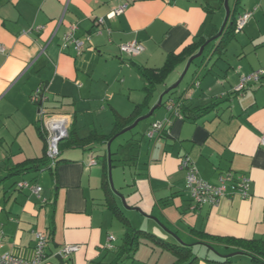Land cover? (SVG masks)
Wrapping results in <instances>:
<instances>
[{"label":"crops","instance_id":"crops-1","mask_svg":"<svg viewBox=\"0 0 264 264\" xmlns=\"http://www.w3.org/2000/svg\"><path fill=\"white\" fill-rule=\"evenodd\" d=\"M122 2H0L1 254L32 257L36 233L42 232L48 237L44 264H115L127 230L122 217L134 228L172 245L193 244L192 252L198 257L195 264H213L210 261L222 257L215 249L199 244L193 230L264 239V146L260 144L264 76L258 83L236 89L243 77L264 67V0H239L240 14L253 12L243 31L223 43L215 42L216 46L210 44L206 58L192 64L191 81L173 95L184 100L186 112L174 116L165 130L151 139L146 132L152 122L170 114L164 105L143 127L135 130L142 121L135 127L130 138L134 145L124 148L119 144L116 158L128 159L133 155L129 151L137 155L131 160L136 166L132 181L117 190L124 200L111 185L104 186L107 145H93L92 150L67 149L54 169L11 174L15 165L45 155L46 142L38 131L43 114L55 113L47 117L50 120L64 118L55 123L69 119L70 126L75 120L82 138L92 131L112 132L115 113L128 117L145 101L147 82L138 67H162L170 53H180L201 37L208 40L217 35L226 18L225 0H135L124 13L110 16ZM99 19L104 22L98 23ZM72 25L77 26L74 37L86 44L81 55L73 46H61ZM134 40L145 49L130 57L121 51V44ZM185 64H179L156 86L149 103L140 108L141 116L158 103L170 88L169 77ZM37 90L41 99L33 102ZM213 103L218 105L195 117V107ZM46 135L48 143L50 134ZM120 150L126 154L121 155ZM185 155L193 158L199 175L212 183L228 171L249 177L250 197L224 198L216 206L192 210L181 168ZM93 157L98 164H90ZM46 170L53 188H43L40 196L17 186L28 173ZM12 177L7 184L5 180ZM41 178L36 175L26 181L39 184ZM109 235L116 236L113 248L107 247ZM67 244H79L80 249L60 256ZM216 248L224 255L231 252L223 245ZM135 255L132 264H173L176 260L172 250L151 238L142 239Z\"/></svg>","mask_w":264,"mask_h":264},{"label":"trees","instance_id":"trees-1","mask_svg":"<svg viewBox=\"0 0 264 264\" xmlns=\"http://www.w3.org/2000/svg\"><path fill=\"white\" fill-rule=\"evenodd\" d=\"M1 1L2 0H0V2ZM239 6H240L239 0H237L235 7L231 8L232 9L231 16L229 18V21L225 27L223 34L217 40L209 43L206 46L205 51L210 44L214 45L215 42L220 41V40H221V43H223V41L225 42V39L232 38L236 35L235 26H236L237 18L240 14ZM206 41L207 39H204V37H201L198 40L194 41L192 44L185 47L180 53H174V52L170 53L167 56V59L164 65L160 68H148V67L139 66L138 71L140 75L142 76V78L147 82L146 86L144 87V92L146 94L144 103L136 105L134 112L128 117H124L118 113H115L113 130L112 132L108 134L103 133V132H98V131H92L88 137L82 138L78 134L76 123L74 120L69 128L68 137L61 140L59 143V155L55 159L54 166H52V160L47 155V150H48L47 135H46L47 133L46 131H44L41 125L38 124V131L40 132L41 137L46 142L45 155L41 158L28 159L24 161L23 163L15 165L14 167L11 168V172H12L11 174L22 175L24 172H27L30 170H39L44 167L54 169L57 166V164L60 162L59 158L61 154L63 153L64 150H67V149L81 148L83 150H92L93 145H107V143L113 137L119 134L126 127L132 125L136 121V119L141 116L140 108L143 105L149 103L150 98L153 95L156 86L164 82L166 78L168 77V75L171 72H173L174 69L179 64H182L185 62L187 63L190 57L195 55L200 50V47ZM214 46H216V44ZM205 51H204V54L200 58L193 61L192 64H196L197 61L199 60H204L207 56L205 54ZM176 90L177 89H173L165 95V99L162 101V104L155 110V112L164 105H166L167 107V102L171 98L176 99L177 102L180 104L177 113H173L169 111L170 114L168 117H170L171 120L174 116L180 115L181 111L186 112L188 110V107L185 106V102L182 98L173 97ZM216 105L218 104L213 103L205 107H195L194 108L195 113H196L195 117L198 118L199 116H203L204 114L210 112L213 108H215ZM49 113H52V112H49ZM53 114L55 113H52V115ZM134 144L135 142L131 143V139H130L129 143L122 144L120 146L124 148H128ZM118 148L112 151L113 168L115 167L114 165L115 162H120V161L129 162L133 159H136L137 155H131L130 157H128V159L116 158L115 156L117 155ZM103 167H104V186H107L110 188L108 155L104 156ZM112 207L115 210V212L118 213L117 207L116 206H112ZM122 220L127 230L122 237V243L120 245L119 253H118L117 259L115 260V264H124L126 263L127 260L133 259L140 244L142 243V239L144 238H151L155 240L158 244H160L162 247L172 250L176 257V260L173 262V264H195L198 261V257L192 252L193 244L183 243L182 245H172L166 241H162L161 239H158L151 233L134 228L126 217H122ZM49 228L51 232H53V229H54L53 220L50 221ZM193 231L199 238V241H198L199 244L214 246L215 250L222 257V259L220 260L210 261V262H213V264H234L232 260V256H230V254L236 253V252H242L243 254L250 256L252 262H254L255 264H264V239H256V238L255 239H237L234 237L213 236L203 231H196V230H193ZM216 243L219 245H223L225 248L231 250V252H229L228 254H225L227 256H223L224 254H222L221 251H219L216 248L217 247Z\"/></svg>","mask_w":264,"mask_h":264},{"label":"built area","instance_id":"built-area-1","mask_svg":"<svg viewBox=\"0 0 264 264\" xmlns=\"http://www.w3.org/2000/svg\"><path fill=\"white\" fill-rule=\"evenodd\" d=\"M135 0H124L118 7H116L110 16H115L117 14L124 13L130 4ZM253 15L252 11H245L240 14L236 21L235 33L238 34L245 28L249 18ZM98 23H103V19H99ZM77 26L72 25L70 31L66 33L63 37L62 48L67 49L69 46H73L78 55L83 54L86 49V44L84 40H80L74 37V31ZM90 38H88L89 40ZM145 49L143 43L139 41H130L121 44V51L130 57L140 55ZM264 76V67L255 70L250 75L245 76L241 80V84L236 88L238 91L242 90L247 85L251 83H258ZM32 101L38 102L41 99V92L37 90L32 95ZM180 104L176 99L171 98L167 102V109L170 112L177 113ZM48 120V119H47ZM171 121L170 117L164 120H158L151 124L146 132L149 138H154L166 128V124ZM47 128L50 131L48 138V150L47 155L52 160V166L55 165V159L59 155V143L57 136L54 132L55 128L46 121ZM70 126V121L68 119V125L65 126L64 131L61 132L63 135H67L68 128ZM60 129V128H59ZM260 144L264 146V132L260 139ZM91 165L98 164L95 157L90 160ZM181 168L186 174V184L189 198L191 201V209L197 210L205 205L216 206L224 198H233L239 196L242 198H248L251 195V179L245 175L233 173L231 171L221 173L218 177L217 183H212L208 180L203 179L199 175L198 167L190 155H185L181 160ZM17 186L22 188H28L33 193L40 196L43 188L37 183H31L29 181L23 180L18 182ZM1 240V232H0ZM116 240V236L109 235L108 237V248H113V242ZM48 242V237L42 233H36V244L34 247L33 256L30 258L24 257L19 254L12 252L0 253V264H44L47 259L46 245ZM80 249L79 244H67L60 250V255L69 256L70 254L78 251Z\"/></svg>","mask_w":264,"mask_h":264},{"label":"rangeland","instance_id":"rangeland-1","mask_svg":"<svg viewBox=\"0 0 264 264\" xmlns=\"http://www.w3.org/2000/svg\"><path fill=\"white\" fill-rule=\"evenodd\" d=\"M234 1L235 0H229V5L230 7L233 6L234 4ZM224 9L226 10V7L224 6ZM186 66H187V63L183 66L182 70L181 71H178L175 72L174 74H172L168 81L170 82V87L177 84L178 81L181 79L185 69H186ZM194 65L191 66V68L189 69V72H187V74L185 75V77L182 79L180 85L176 88L177 90H179L180 88H183L184 84L187 83V82H190L191 81V74L194 70ZM159 110V109H158ZM53 116L52 113H48V114H43L42 118H41V122L39 123L41 125V127L43 129H45L46 133H48V135L50 134V131L49 129L47 128V124H46V120H47V117H51ZM155 115H153L151 118H154ZM150 118V119H151ZM150 119H147V120H144L142 121L139 125H138V128L136 127V131L139 130V127H143V125L149 121ZM53 123H55L54 121H52ZM134 133L133 130L131 131H128L120 136H118L113 145L111 146V151H114L115 149L118 148L119 144H127L130 142V138L132 137V134ZM120 153L121 155H125L126 153L123 152V150H120ZM130 154H135L134 151H129ZM108 154L107 152V146H106V155ZM120 155V156H121ZM123 158V156H121ZM121 159V158H120ZM132 161L131 162H124V161H120V162H115L114 165L115 167L112 169V178H113V183H114V187L116 188V190H121V187L122 190L126 188V186L124 184L126 183H130L132 181V176H133V172L135 171V165H132ZM36 175H39V176H42V178L40 179V182L39 185L42 187V188H45V190H48V189H52V183H51V177H50V174H49V171H44L42 173H28L25 178L26 180H29L28 178H31L32 176H36ZM49 177L47 179V181L44 179V177ZM14 177L10 178V179H7L5 180V182L9 185L10 183L14 180L13 179ZM13 179V180H11ZM18 180V179H17ZM8 181V182H7ZM125 186V188H124ZM141 245V244H140ZM142 247H144V244H142ZM142 248V249H143ZM147 251H148V248H145ZM137 255L134 256V258L136 257ZM149 256V255H148ZM156 256L153 258V261L152 263H154L156 261ZM232 260L234 262V264H255L254 262H252L251 260V257L246 255V254H239V255H235V256H232ZM132 261L133 259H130V260H127L126 263L124 264H132ZM129 262V263H128ZM139 263L136 262V264ZM163 263V262H162ZM141 264H144V262H142Z\"/></svg>","mask_w":264,"mask_h":264},{"label":"water","instance_id":"water-1","mask_svg":"<svg viewBox=\"0 0 264 264\" xmlns=\"http://www.w3.org/2000/svg\"><path fill=\"white\" fill-rule=\"evenodd\" d=\"M225 7H226V18H225V21H224V23H223V25H222L220 31L218 32L217 35H215V36H213L212 38L208 39V40H207V41H206V42L200 47V50H199L195 55H193L192 57H190V59H189L188 62H187L186 69H185V71H184V73H183L181 79L178 81V83L175 84V85H173V86H171L170 88H168V89H167V90L161 95V97H160L158 103H157L154 107L151 108V110L149 111L148 114L143 115V116L137 118L136 121H135L132 125L126 127L124 130H122L119 134H117L115 137H113V138L107 143V152H108L107 155H108V167H109V182H110L111 187L114 189V192H115L117 195H119L123 200H124V196H123L120 192H118V191L115 189V187H114V183H113V178H112V169H113V165H112V151H111V146H112V143H113L114 139L117 138L118 136H120V135H122V134L128 132V131L133 130V129H134V128H135V127L141 122V121L147 120V119H149L150 117H152L153 114H154V112H155V110H156V109L162 104V101H163V97H164V95H166L167 93H169L171 90L176 89V88L180 85L182 79H183V78L185 77V75L187 74L189 68L191 67V65H192V63H193V61H195L196 59L200 58V57L204 54L205 48H206V46H207L209 43H211V42L217 40V39L223 34V32H224V30H225V27H226V25H227V23H228V21H229L230 16H231V11H232V9H231V7H230V5H229V0H225ZM54 132H55V134H56V136H57L58 143H60L61 140H63V139H65L66 137H68V133H67V135H63V134L61 133V130H60L58 127L55 128ZM177 238H178L179 241H181V239H180L179 237H177ZM207 246L210 247V249H212V250L215 249L212 245H207ZM236 254H243V253H242V252L231 253L230 256H234V255H236ZM60 256H61V255H60ZM223 256H227V255H223Z\"/></svg>","mask_w":264,"mask_h":264},{"label":"bare ground","instance_id":"bare-ground-1","mask_svg":"<svg viewBox=\"0 0 264 264\" xmlns=\"http://www.w3.org/2000/svg\"><path fill=\"white\" fill-rule=\"evenodd\" d=\"M55 117V116H54ZM51 119V118H50ZM50 119H48L47 121H48V123L50 124V125H52V126H54V127H58V128H60V130H61V132H63L64 131V128H65V126H67L68 125V121L66 122V123H53L52 121H58V119H61V120H63L64 118H58V119H53V120H50Z\"/></svg>","mask_w":264,"mask_h":264},{"label":"clouds","instance_id":"clouds-1","mask_svg":"<svg viewBox=\"0 0 264 264\" xmlns=\"http://www.w3.org/2000/svg\"><path fill=\"white\" fill-rule=\"evenodd\" d=\"M68 131H69V128H68Z\"/></svg>","mask_w":264,"mask_h":264}]
</instances>
